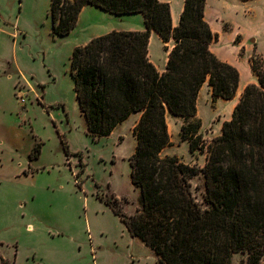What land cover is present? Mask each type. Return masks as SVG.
<instances>
[{
	"label": "trees",
	"instance_id": "trees-1",
	"mask_svg": "<svg viewBox=\"0 0 264 264\" xmlns=\"http://www.w3.org/2000/svg\"><path fill=\"white\" fill-rule=\"evenodd\" d=\"M91 5L114 15L141 13L143 31H116L75 46L69 61L75 99L93 137L109 135L131 113L134 152L128 157L138 206L125 214L117 200L104 201L131 237L156 256V264H264V58L250 57L258 84L245 86L219 136L205 145L196 116L198 92L208 78L213 99L234 97L238 71L209 49L217 38L204 20L205 0H185L171 26L168 3L159 0H50L51 32L64 37L79 12ZM173 40L165 71L147 56L150 31ZM183 118L180 137L191 152L206 150L202 168L162 155L170 145L166 113ZM65 153L68 147L64 144ZM203 174V203L190 178ZM0 264H7L0 257Z\"/></svg>",
	"mask_w": 264,
	"mask_h": 264
},
{
	"label": "rangeland",
	"instance_id": "rangeland-1",
	"mask_svg": "<svg viewBox=\"0 0 264 264\" xmlns=\"http://www.w3.org/2000/svg\"><path fill=\"white\" fill-rule=\"evenodd\" d=\"M49 3L0 0V257L7 264H156L104 201L117 200L128 215L138 206L130 137L118 144L116 135L87 133L69 73L81 28L54 36ZM257 14L249 29L264 35V7ZM172 139L171 155L203 167L206 150L191 152L180 133ZM190 184L203 203L201 171ZM244 257L234 254L231 264Z\"/></svg>",
	"mask_w": 264,
	"mask_h": 264
},
{
	"label": "crops",
	"instance_id": "crops-1",
	"mask_svg": "<svg viewBox=\"0 0 264 264\" xmlns=\"http://www.w3.org/2000/svg\"><path fill=\"white\" fill-rule=\"evenodd\" d=\"M159 1L168 3L171 26L175 28L179 23L185 0ZM263 7L264 0H205L204 20L209 25L210 30L217 35V38L209 44V49L220 61L232 65L238 71L239 80L235 95L231 99H213L208 78L202 84L196 101V116L201 121L199 131L204 142L220 135L223 122L231 118L233 109L245 86L258 84V77L251 69L250 57L253 53H257L264 58V35L249 28L253 25L254 19L259 16L257 13L263 11ZM77 27L81 29L75 46H82L90 39L113 30L143 31L145 23L141 13L114 15L94 6L85 5L79 12L75 27L68 35L74 33ZM172 47V39L164 41L155 30L150 31L147 56L159 73L165 71L168 54ZM78 112L83 117L79 108ZM139 117V112L131 113L109 135L103 137L116 135L118 144H121L128 139L129 135L131 149L126 156H130L136 146L133 128ZM166 123L170 141L173 142L172 137L174 138V135L179 136L183 118L167 112ZM169 146L163 148L161 151L163 155H171L168 151ZM134 239L138 240L137 238ZM138 242L140 245H144L140 240Z\"/></svg>",
	"mask_w": 264,
	"mask_h": 264
},
{
	"label": "built area",
	"instance_id": "built-area-1",
	"mask_svg": "<svg viewBox=\"0 0 264 264\" xmlns=\"http://www.w3.org/2000/svg\"><path fill=\"white\" fill-rule=\"evenodd\" d=\"M16 88H17V92H16L17 99H18L21 103H23V102H24V97H23L24 94H23V92H22V86L19 85V84H17Z\"/></svg>",
	"mask_w": 264,
	"mask_h": 264
}]
</instances>
